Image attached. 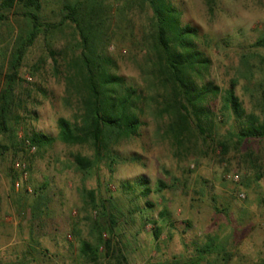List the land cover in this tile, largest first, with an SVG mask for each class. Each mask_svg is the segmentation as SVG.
<instances>
[{"label": "rangeland", "instance_id": "obj_1", "mask_svg": "<svg viewBox=\"0 0 264 264\" xmlns=\"http://www.w3.org/2000/svg\"><path fill=\"white\" fill-rule=\"evenodd\" d=\"M66 1L74 0H42L43 21L58 23ZM103 1L111 10L104 51L118 74L148 97L152 10L140 0ZM172 1L183 22L207 39V80L222 90L237 80L246 109L264 119V48L255 46L264 36V0H219L213 15L205 0ZM23 12H5L0 22V66H7L15 39L28 32ZM79 43L71 24L41 34L20 68L10 131L0 138L6 148L0 156V264H91L80 254L83 240L100 247L97 264H185L210 244L214 253L204 264L264 262V140L236 147L219 113L215 142L177 148L166 135L169 118L150 104L139 134L115 149V163L105 159L88 176L76 170L74 156L93 157L89 147L57 140L32 152L27 136L57 137L58 119H72L74 109L64 102L66 64L80 54ZM217 140L228 141L226 155ZM233 175L240 181L228 178ZM140 178L149 182V196H142ZM160 181L166 185L161 192ZM84 190L95 193L97 208ZM100 236L111 241L109 255Z\"/></svg>", "mask_w": 264, "mask_h": 264}, {"label": "trees", "instance_id": "obj_2", "mask_svg": "<svg viewBox=\"0 0 264 264\" xmlns=\"http://www.w3.org/2000/svg\"><path fill=\"white\" fill-rule=\"evenodd\" d=\"M140 1L148 4L153 13V33L148 46L150 90L153 93L148 97L143 89L118 74L117 62L104 51L111 10L103 0L66 1L61 19L56 24L43 21L42 0H2L0 22L6 19L5 12L21 7L28 32L15 39L7 66H0V138L10 131L15 91L21 81L20 68L27 50L39 35L51 34L71 24L80 38L81 52H74L67 60V95L64 102L74 109V114L72 119H58L57 137L38 132L27 136L24 142L28 141L30 148L41 150L57 140L67 146L89 147L94 152L93 157L82 154L74 156L76 170L88 176L105 159L110 158L115 163V149L139 134L144 125L143 116L150 104L157 106L159 117L169 118L166 135L177 148L193 146L198 140L215 142L218 137L217 113L230 124L228 139L234 141L236 147H241L248 140H264V119L255 110L246 109L237 95L238 81L233 80L228 89L222 90L214 81L207 80L212 61L202 47L207 39L200 28L185 24L182 11L172 0ZM205 2L213 15L219 0ZM255 46L264 48V36ZM51 54L55 55L52 51ZM54 61L57 63L56 59ZM5 67L8 68L7 73ZM217 144L222 154L226 155L228 141L217 140ZM5 150L0 139V156ZM138 183L145 188L142 196H149L152 192L148 187L149 182L140 178ZM165 187L160 181L158 191ZM84 192L91 199L93 208H97L95 193ZM161 215L165 217L164 213ZM154 224H157L156 221ZM153 234L158 242L160 228H155ZM100 241L109 255L111 241L103 236H100ZM100 253L99 246L86 240L81 242L80 254L86 262L97 264ZM198 253V258L185 264H204L206 256L214 253L213 245H207ZM205 264L215 263L207 260Z\"/></svg>", "mask_w": 264, "mask_h": 264}, {"label": "built area", "instance_id": "obj_3", "mask_svg": "<svg viewBox=\"0 0 264 264\" xmlns=\"http://www.w3.org/2000/svg\"><path fill=\"white\" fill-rule=\"evenodd\" d=\"M30 146V145H29ZM31 150H32V152H34L35 151V148L34 147H31L30 148ZM20 166V164H18V167ZM25 168V166H23V169ZM26 177V176H25ZM229 179H232L234 182H239L240 181V176H238V175H233V176H229L228 177ZM17 187H19V184L17 185ZM29 192H32L30 189H29ZM240 198H245V194H240V196H239Z\"/></svg>", "mask_w": 264, "mask_h": 264}]
</instances>
